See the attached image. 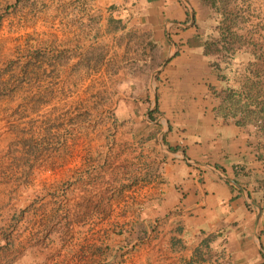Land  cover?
I'll return each instance as SVG.
<instances>
[{
	"label": "crops",
	"instance_id": "obj_1",
	"mask_svg": "<svg viewBox=\"0 0 264 264\" xmlns=\"http://www.w3.org/2000/svg\"><path fill=\"white\" fill-rule=\"evenodd\" d=\"M6 5L0 264H264V0ZM97 52L112 139L64 111L71 67Z\"/></svg>",
	"mask_w": 264,
	"mask_h": 264
},
{
	"label": "rangeland",
	"instance_id": "obj_2",
	"mask_svg": "<svg viewBox=\"0 0 264 264\" xmlns=\"http://www.w3.org/2000/svg\"><path fill=\"white\" fill-rule=\"evenodd\" d=\"M3 7L0 8V13L2 11ZM11 10L9 9V11L5 12L4 16H6L7 14H9ZM13 11V9H12ZM1 17V19H2ZM0 19V21H1ZM9 51L8 47L6 49H4V51H0L3 54L0 53V59H6L7 57V52ZM81 51V50H79ZM98 55H100V52H97V59L95 61H85V60H81L79 62H76L74 66H72L71 68L73 69V76L69 77L67 83L69 85L68 89L70 90H74L77 91L79 90V94L76 96L77 93H74V97L70 96L68 98H66L65 96V103L70 104V106L66 109L64 108V111H70L72 112L73 110L74 113H76L78 115V119L79 121H77L78 123L81 124V126L79 127L78 124H75L73 128L76 127L75 131H79L80 133L81 130H84V128H87V130H93L96 133H99V130L101 131V129H106L108 128L107 132H105L102 136L104 138H113L114 137V131H115V126L114 123L112 121V110H111V103L112 101H110L109 98V89L106 87L107 83L106 80L104 79L105 77L101 76V75H93L91 68H95V66H97V62L98 59ZM3 60V63L1 65V68H6L9 64L6 63V61ZM2 62V61H0ZM50 62V61H49ZM18 65V64H17ZM54 66V65H53ZM19 67V66H18ZM17 67V68H18ZM49 71H48V76L45 77V79L47 80L45 83H48V85H52L54 87L55 85V78H56V71L55 68H52V66H49ZM90 68V69H89ZM8 77H1L0 81H3V85L4 86H8L7 81ZM13 81H15V83L18 85L19 83L22 84L23 81V77L22 76H15L11 79H9V83H12ZM27 83H29L27 81ZM96 85V92H91L92 95L90 97V102L89 105L94 103V108L88 107V105L86 107H74V109L71 108V102L72 100L74 101V104H87L88 99H87V93H83V91L89 87L90 85ZM72 85V86H71ZM35 86V85H34ZM21 88V87H20ZM47 88V87H45ZM90 93V94H91ZM71 94V93H70ZM52 96V97H50ZM50 96L48 98L45 97V99H49L52 100L51 103L48 104V106L45 105V107L43 108L44 114L45 116L42 118L43 120H45L43 123H45V125H47V127L52 128L51 132H55V127L57 125V118H56V112L60 113V108H56V96L55 93L52 92V94H50ZM92 101V102H91ZM60 102V101H59ZM50 106V107H49ZM53 106V107H52ZM23 110V109H22ZM59 121V118H58ZM33 122H35L33 120ZM28 127L30 126V121L28 120ZM37 124V123H36ZM22 126V124H20ZM77 126L79 127V129L77 128ZM84 128H83V127ZM23 127V126H22ZM101 128V129H100ZM86 131V130H85ZM112 143V141H111ZM86 156H81L80 160H81V164L82 163H86ZM98 161H102L100 163H106L107 162V157L106 156H101L98 157Z\"/></svg>",
	"mask_w": 264,
	"mask_h": 264
},
{
	"label": "water",
	"instance_id": "obj_3",
	"mask_svg": "<svg viewBox=\"0 0 264 264\" xmlns=\"http://www.w3.org/2000/svg\"><path fill=\"white\" fill-rule=\"evenodd\" d=\"M204 166H206L207 168L213 170L215 173H217V174H218L220 177H222L223 179L229 181L230 183H232V184H234V185L239 186V185L237 184V182H236L234 179L230 178L228 175H226V174L223 173L222 171L218 170L217 168H215V167H213V166H211V165H208V164H204ZM259 214H260V208H259L258 216H259Z\"/></svg>",
	"mask_w": 264,
	"mask_h": 264
},
{
	"label": "trees",
	"instance_id": "obj_4",
	"mask_svg": "<svg viewBox=\"0 0 264 264\" xmlns=\"http://www.w3.org/2000/svg\"><path fill=\"white\" fill-rule=\"evenodd\" d=\"M9 7H10L9 5L3 6V9H2V11L0 13V19L4 15L5 12L9 11ZM196 36H199V35H196ZM188 42L190 43V40H188ZM85 61L87 62L88 58H85ZM0 84H2V81H0ZM7 93H8V91H6L3 87H0V97L3 96V95H6ZM230 186L234 187L233 185H230Z\"/></svg>",
	"mask_w": 264,
	"mask_h": 264
}]
</instances>
